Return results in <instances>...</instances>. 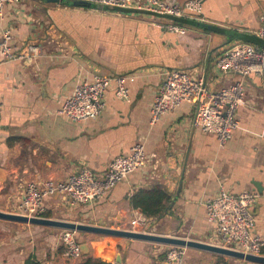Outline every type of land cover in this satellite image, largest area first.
<instances>
[{
    "label": "crops",
    "instance_id": "crops-1",
    "mask_svg": "<svg viewBox=\"0 0 264 264\" xmlns=\"http://www.w3.org/2000/svg\"><path fill=\"white\" fill-rule=\"evenodd\" d=\"M71 1L20 0L5 3L0 12V35L9 30L14 50L25 51L30 43L40 49L33 60L4 61L0 54V210L15 213L30 181L43 186L83 167L103 179L112 157L127 155L134 142H142L141 167L86 204L70 207L64 195L47 197L50 218L118 229L145 218L137 228L214 243L218 236L205 203L223 187L259 193L251 206L250 231L264 240V70L241 78L215 67L230 43L260 44L264 0H202L201 12L172 19L135 2L120 8ZM171 20L186 34L168 31ZM175 68L204 77L213 90L242 81L238 126L223 146L214 134L193 126L195 106L188 101L149 123L157 88ZM92 73L123 76L128 95L118 98L110 86L98 117L72 121L59 110L75 81ZM154 187L167 190L173 201L158 220L130 205L134 192ZM59 235L57 228L0 219V264H26L32 258L74 264L66 259ZM76 236L93 256L113 251L120 264H170L163 244L86 232Z\"/></svg>",
    "mask_w": 264,
    "mask_h": 264
},
{
    "label": "built area",
    "instance_id": "built-area-1",
    "mask_svg": "<svg viewBox=\"0 0 264 264\" xmlns=\"http://www.w3.org/2000/svg\"><path fill=\"white\" fill-rule=\"evenodd\" d=\"M110 7H127L131 3L152 14L169 18H181L186 12H201L202 0H186L183 4L176 0H89ZM20 0H0V12L5 3L18 4ZM166 29L172 33L186 34V28L172 20ZM259 45L236 40L227 45L215 60L216 69L222 74L236 73L241 78L249 74H261L264 70V12L260 16L257 30ZM10 32L3 30L0 35V54L4 61L22 59L33 60L40 54L39 46L30 43L25 51L17 52L9 45ZM113 86L116 97L124 99L128 95L123 76H108L92 73L90 77L76 80L71 95L63 102L59 112L72 121L94 119L104 107L105 91ZM244 88L242 81H235L219 89H210L202 76L191 74L185 69H170L159 84L150 106L149 123L154 124L164 113L174 110L183 101L194 104L193 126L215 135L219 146H223L238 126L236 109L242 103ZM145 162V148L142 142H134L127 155L112 157L103 179H98L87 167L80 168L66 176L64 180L47 181L43 186L27 182L22 198L16 205L15 213L25 216L45 217V200L57 193L64 195L68 205L75 207L86 204L103 195L109 188L127 178ZM256 191L243 190L231 193L220 187L217 193L205 203L207 218L216 228L221 245L244 253L264 255V240L250 231L255 218L251 206L258 200ZM145 224V218L130 221L132 230L144 231L137 224ZM60 243L64 255L70 262H76L81 252L76 232L60 229ZM186 248L168 245L164 259L179 264Z\"/></svg>",
    "mask_w": 264,
    "mask_h": 264
},
{
    "label": "water",
    "instance_id": "water-1",
    "mask_svg": "<svg viewBox=\"0 0 264 264\" xmlns=\"http://www.w3.org/2000/svg\"><path fill=\"white\" fill-rule=\"evenodd\" d=\"M46 2L51 1H62V0H42ZM80 1L73 0L71 4H77ZM173 202V201H172ZM171 202V203H172ZM0 219L7 220L12 222L40 225L53 227L57 229H69L75 232H86V233H94V234H102L108 236H118L128 240H144L149 242H155L163 245H175L182 246L189 249H197L201 251H205L208 253H213L217 255H221L224 257H229L237 260H242L245 262L255 263V264H264V255H257L251 253H244L239 250H234L231 248H227L221 245L184 238L180 236L173 235H163L145 231H135L131 229H118V228H110L106 226H98L92 224H85L76 221H68L64 219H54L50 217H29L22 214L14 213V212H4L0 210ZM152 220V218H149ZM81 252L85 254L88 252V248L85 242H80ZM101 257L109 262L121 263V258L119 254H116L113 251L105 252L101 255Z\"/></svg>",
    "mask_w": 264,
    "mask_h": 264
},
{
    "label": "trees",
    "instance_id": "trees-1",
    "mask_svg": "<svg viewBox=\"0 0 264 264\" xmlns=\"http://www.w3.org/2000/svg\"><path fill=\"white\" fill-rule=\"evenodd\" d=\"M171 202L170 193L160 187H154L151 189H140L134 192L130 196V205L134 209H138L143 216L146 218H152L158 220L164 217L169 210V205ZM45 217H51V213L46 211L44 213ZM81 242V241H79ZM192 250V249H190ZM212 256L216 257L218 260L214 264H228V260L224 256L210 253ZM165 254H163L164 257ZM245 264H255L250 262H244ZM26 264H42L41 261L37 259H28ZM74 264H117L109 262L100 256H93L89 253L81 254L78 260Z\"/></svg>",
    "mask_w": 264,
    "mask_h": 264
},
{
    "label": "rangeland",
    "instance_id": "rangeland-1",
    "mask_svg": "<svg viewBox=\"0 0 264 264\" xmlns=\"http://www.w3.org/2000/svg\"><path fill=\"white\" fill-rule=\"evenodd\" d=\"M125 229H131V226L129 225L127 228ZM59 230V229H57ZM132 230V229H131ZM145 232H148L145 230ZM152 233V232H151ZM159 234V233H157ZM162 234V233H160ZM163 235H172V234H163ZM176 236V235H173ZM80 241H83L80 239ZM168 245L164 246L165 249L167 248ZM228 258V257H225ZM182 262H184V264H214L215 262H217V258L212 256L210 253H204V252H199V251H195V250H190L189 248H186L185 254L182 258ZM228 260V264H245V261L242 260H237V259H227ZM222 264V263H219Z\"/></svg>",
    "mask_w": 264,
    "mask_h": 264
}]
</instances>
